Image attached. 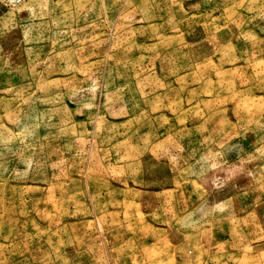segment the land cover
<instances>
[{"label": "rangeland", "instance_id": "rangeland-1", "mask_svg": "<svg viewBox=\"0 0 264 264\" xmlns=\"http://www.w3.org/2000/svg\"><path fill=\"white\" fill-rule=\"evenodd\" d=\"M0 264H264V0H0Z\"/></svg>", "mask_w": 264, "mask_h": 264}]
</instances>
